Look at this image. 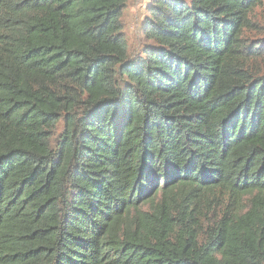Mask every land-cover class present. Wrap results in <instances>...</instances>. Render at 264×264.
I'll use <instances>...</instances> for the list:
<instances>
[{"label":"trees","instance_id":"trees-1","mask_svg":"<svg viewBox=\"0 0 264 264\" xmlns=\"http://www.w3.org/2000/svg\"><path fill=\"white\" fill-rule=\"evenodd\" d=\"M128 1L0 0V264H264L263 0Z\"/></svg>","mask_w":264,"mask_h":264},{"label":"rangeland","instance_id":"rangeland-1","mask_svg":"<svg viewBox=\"0 0 264 264\" xmlns=\"http://www.w3.org/2000/svg\"><path fill=\"white\" fill-rule=\"evenodd\" d=\"M149 2L150 0H129L126 4L127 6L122 16V23L124 26L123 34L128 46L129 58L140 56L143 53L145 44H148L141 34V29L142 22L147 16V7ZM250 18L252 22H255L258 25V28L255 32L247 33L246 37L250 41H261L264 39V0L263 5L256 8ZM63 130V124L60 123L56 127L53 134V145L57 143Z\"/></svg>","mask_w":264,"mask_h":264}]
</instances>
